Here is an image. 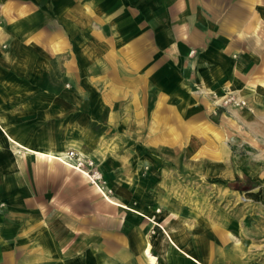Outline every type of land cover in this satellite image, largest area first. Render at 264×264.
<instances>
[{"label":"crops","instance_id":"0c3cea01","mask_svg":"<svg viewBox=\"0 0 264 264\" xmlns=\"http://www.w3.org/2000/svg\"><path fill=\"white\" fill-rule=\"evenodd\" d=\"M262 130L264 0H0V264H244L173 176L228 163L206 182L263 197L233 155Z\"/></svg>","mask_w":264,"mask_h":264},{"label":"rangeland","instance_id":"374dc122","mask_svg":"<svg viewBox=\"0 0 264 264\" xmlns=\"http://www.w3.org/2000/svg\"><path fill=\"white\" fill-rule=\"evenodd\" d=\"M261 132L264 133L263 130ZM260 137L263 136L260 135ZM234 147L233 155L235 162L241 165L243 169H253V172L257 174H260L259 172L261 171L259 177L264 179V142L256 145L239 144ZM255 153L261 155L260 160L255 159ZM202 167L203 165H196L197 174H190L191 171L187 167V164H181L175 170L173 179L180 185L179 192H186L187 194L185 195L188 196L190 201L192 198L198 201L202 216H205L206 219L210 218L217 224H221L234 238L238 239V242L244 248V264H264V189L263 197L261 194V199L255 201L246 192H230L221 186L206 182L207 177H227L230 175L228 163L223 165L213 162L210 167L206 166L207 173H199ZM207 168L210 170L209 173ZM259 177L257 175L255 178ZM240 196L244 199L240 198ZM190 205H193V203H190ZM155 211L157 212L159 209ZM149 219L153 225L161 229L168 241L176 246L175 241L172 240L166 229L158 225L153 218ZM238 225L247 238H241L236 233L239 230L237 228ZM149 248L150 244L147 249L148 251H146L150 255ZM151 258L155 262V258L153 256ZM192 260L196 261V264H203L196 258H192Z\"/></svg>","mask_w":264,"mask_h":264},{"label":"built area","instance_id":"2783aa9c","mask_svg":"<svg viewBox=\"0 0 264 264\" xmlns=\"http://www.w3.org/2000/svg\"><path fill=\"white\" fill-rule=\"evenodd\" d=\"M220 106L226 107H243L246 105L245 100L237 98L232 92L225 91V94L219 98ZM64 159L69 163L72 169L85 175L91 183L99 179L95 171L94 162L74 151H67ZM158 212V211H157Z\"/></svg>","mask_w":264,"mask_h":264},{"label":"trees","instance_id":"16d2710c","mask_svg":"<svg viewBox=\"0 0 264 264\" xmlns=\"http://www.w3.org/2000/svg\"><path fill=\"white\" fill-rule=\"evenodd\" d=\"M209 183L212 184H221L223 186H227L232 190H238V191H244L246 193L249 194V196H251V198H253V200L255 201H259L261 199V191L258 190L255 193L252 192H247L253 188L258 187V184L256 182H252L248 177H246V179L244 180V185H235L236 181H228V180H222L219 178H213V179H209L208 180Z\"/></svg>","mask_w":264,"mask_h":264},{"label":"bare ground","instance_id":"6f19581e","mask_svg":"<svg viewBox=\"0 0 264 264\" xmlns=\"http://www.w3.org/2000/svg\"><path fill=\"white\" fill-rule=\"evenodd\" d=\"M32 153H34L33 151H32ZM45 154V153H44ZM48 154V153H47ZM60 154V153H59ZM64 155V154H63ZM51 161H59V162H61V163H63L64 165H67L68 167H71L70 165H69V163L64 159V157H62V156H60V155H48L47 156ZM102 188V187H101ZM104 191V190H103ZM105 198L107 199V201L109 202V203H112L111 202V200L108 198V197H106L105 196ZM240 198H243V197H241L240 196ZM244 199V198H243ZM125 206V205H124ZM127 209V208H126ZM133 211V210H132ZM134 212V211H133ZM136 212V211H135ZM172 245H174L173 243H171ZM147 255V257H148V259H149V263L150 264H154V260L151 258V256L149 255V254H146ZM148 261V260H147ZM196 262V261H195ZM148 263V262H147Z\"/></svg>","mask_w":264,"mask_h":264}]
</instances>
